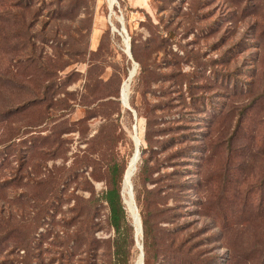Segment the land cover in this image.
<instances>
[{"label": "rangeland", "instance_id": "374dc122", "mask_svg": "<svg viewBox=\"0 0 264 264\" xmlns=\"http://www.w3.org/2000/svg\"><path fill=\"white\" fill-rule=\"evenodd\" d=\"M16 2L0 1V264H137V211L146 264H264V0ZM150 108L164 131L138 159Z\"/></svg>", "mask_w": 264, "mask_h": 264}, {"label": "trees", "instance_id": "16d2710c", "mask_svg": "<svg viewBox=\"0 0 264 264\" xmlns=\"http://www.w3.org/2000/svg\"><path fill=\"white\" fill-rule=\"evenodd\" d=\"M1 2H3V0H0ZM15 6H18L20 8L24 7H29L32 3L31 0H17L16 4L12 3ZM8 15L7 10L2 11L0 13V19H2V17H6ZM16 15L18 17V22L20 24V26L25 27L26 29L29 26L28 21L26 22L25 16L23 12H16ZM8 18V17H7ZM6 18V19H7ZM4 19V21L6 20ZM149 25L151 26L152 24L149 23ZM27 31V30H26ZM26 41H28V39H26ZM152 41V39L150 37L146 38L143 42V46L148 47L149 46V42ZM164 42V40H160V44H162ZM139 46V42L136 40V38L131 37L130 40V52H131V56L137 60L136 57V50L137 47ZM141 66V63H140ZM142 70H144V66H141V72ZM140 72V73H141ZM11 112L10 109L8 110H4L3 112H0V117L2 116L3 119H5V117L7 115H9ZM143 117L145 118V131H144V140L146 142V147H143L140 145V151L141 153H145L147 147H151L152 145V136L155 133H162L164 131V128L162 127H157V121H158V116H156L153 113V109L150 108L144 115ZM145 160V159H143ZM115 166L112 168L114 169ZM126 169V168H125ZM124 169V170H125ZM124 173H121V180H122V175ZM121 183V182H120ZM105 200L107 201L108 205H109V209H110V219H111V224L113 226V228L115 229V231L118 234H121V231H127V230H133L134 226L133 224L129 223L126 220V212L122 203V198H121V187L119 182H114L112 183V186L106 191L105 196H104ZM141 225H142V235L144 238V246H145V251H143V264H146L147 262V254L148 251L150 249V242L149 239L150 237H152V227L150 226L149 221L147 220V218L145 216L141 217ZM125 229V230H123ZM121 241L120 239H117L115 241V250H114V254L116 255L117 258H119V255H121Z\"/></svg>", "mask_w": 264, "mask_h": 264}, {"label": "water", "instance_id": "95a60500", "mask_svg": "<svg viewBox=\"0 0 264 264\" xmlns=\"http://www.w3.org/2000/svg\"><path fill=\"white\" fill-rule=\"evenodd\" d=\"M118 20H119V24H120V30H117L116 28H115V26L114 25H111L110 24V26H111V28H112V30H116V31H118L120 34H121V32H123L124 34H125V36H127L126 35V31H125V27H124V23H123V16L122 15H119V18H118ZM125 41H126V53H127V55H128V57L129 58H132V56H131V52H130V44L128 43V41H127V39L125 38ZM136 68V67H135ZM120 99H121V97H120ZM121 102H122V104L126 107V108H128L131 112H132V114H133V117L134 118H136V113H135V111L130 107V105L128 104V97H126V104L122 101V99H121ZM133 133H134V137H136L137 136V131H136V125H134L133 126ZM138 137V136H137ZM139 139V138H138ZM139 141H140V139H139ZM138 150V149H137ZM141 151H140V149H139V151H138V157L140 158V156H141ZM133 203H134V207H135V209L137 210V207H136V204H135V201H134V199H133ZM137 216H138V219H139V222H140V229H141V233H142V225H141V220H140V216H139V213H138V211H137ZM132 224H133V226H134V220H133V222H132ZM136 241V240H135ZM141 247H142V244H141ZM140 251H141V255H142V257H143V249H140Z\"/></svg>", "mask_w": 264, "mask_h": 264}, {"label": "bare ground", "instance_id": "6f19581e", "mask_svg": "<svg viewBox=\"0 0 264 264\" xmlns=\"http://www.w3.org/2000/svg\"><path fill=\"white\" fill-rule=\"evenodd\" d=\"M131 81V78L129 79V82ZM128 92H129V85H126L125 86V88H124V90H123V94H122V97H123V101H124V103H125V101H126V97L128 96ZM136 139H137V143H138V146H139V139L137 138V136L135 137ZM138 148L136 147V151L138 152L139 151V149L137 150ZM138 159H139V157H138ZM134 167H135V159L133 158L132 160H131V162H130V164H129V166H128V168H127V171H126V173H125V186H128V185H130L129 184V182H130V179H132L131 177H132V175H133V172L135 171L134 170ZM131 183V182H130ZM123 189V188H122ZM127 198V197H126ZM128 199V198H127ZM135 213H136V211H135ZM133 218H134V220H135V224H137V226H138V234H139V236H142V233H141V229H140V222H139V219H138V216H137V213H136V216L134 217L133 216ZM139 244V243H138ZM140 249H142V247L140 246ZM140 253H141V251H140ZM141 257H142V255H141ZM141 257H139V259H138V261H137V264H142V262H141ZM143 258V257H142Z\"/></svg>", "mask_w": 264, "mask_h": 264}]
</instances>
